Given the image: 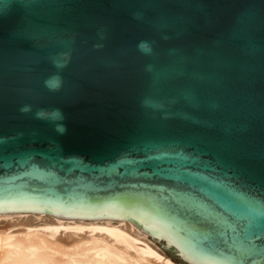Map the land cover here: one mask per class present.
I'll use <instances>...</instances> for the list:
<instances>
[{
  "label": "water",
  "instance_id": "obj_1",
  "mask_svg": "<svg viewBox=\"0 0 264 264\" xmlns=\"http://www.w3.org/2000/svg\"><path fill=\"white\" fill-rule=\"evenodd\" d=\"M23 211L264 264V0H0V213Z\"/></svg>",
  "mask_w": 264,
  "mask_h": 264
},
{
  "label": "bare ground",
  "instance_id": "obj_2",
  "mask_svg": "<svg viewBox=\"0 0 264 264\" xmlns=\"http://www.w3.org/2000/svg\"><path fill=\"white\" fill-rule=\"evenodd\" d=\"M0 219L10 226L38 222L42 229L26 230L23 236L0 235V264H173L156 253L149 240L161 243L175 261L191 264L173 244L129 220L60 218L26 211L0 213ZM68 231L73 233L67 235Z\"/></svg>",
  "mask_w": 264,
  "mask_h": 264
},
{
  "label": "clouds",
  "instance_id": "obj_3",
  "mask_svg": "<svg viewBox=\"0 0 264 264\" xmlns=\"http://www.w3.org/2000/svg\"><path fill=\"white\" fill-rule=\"evenodd\" d=\"M5 7H7V5H5ZM138 47L143 52H150L151 51V48L147 44V42H141L140 45H138ZM65 66H66V62H65V64H56L57 68H63ZM44 84L49 89V91L55 92V91H58L60 89V87L62 85V80L59 76L53 75V76L49 77L48 79H46L44 81ZM31 110L32 109H31L30 105H25L20 109V111L22 113H28ZM36 115L38 118H45L48 116H52V117H56V118H60V119L63 118V114L60 112L59 109H55L51 113L41 110V111H38L36 113ZM65 130L66 129L63 127H58V129H57V131H59L61 133H63Z\"/></svg>",
  "mask_w": 264,
  "mask_h": 264
},
{
  "label": "rangeland",
  "instance_id": "obj_4",
  "mask_svg": "<svg viewBox=\"0 0 264 264\" xmlns=\"http://www.w3.org/2000/svg\"><path fill=\"white\" fill-rule=\"evenodd\" d=\"M2 221H3V219H0V235H2L3 233H9V234H11L13 236H23L26 230L27 231L42 230V229H39V227H41L40 226L41 223H39V225H38L37 224L38 222H34L32 226L26 227V226H22V225H17V222H13V224L10 226L9 224H4ZM71 233H73V232L72 231H70V232L68 231L67 235L71 234ZM149 241H148V243H149L150 247L156 253H158L161 257L170 260L173 264H182V263H179V262L175 261L172 257H170L169 253L167 251H165V249H167V248H165V246H164L165 249H163V246H161V243H156L155 241H153V243H152V242H149ZM152 264H162V263L154 262Z\"/></svg>",
  "mask_w": 264,
  "mask_h": 264
}]
</instances>
